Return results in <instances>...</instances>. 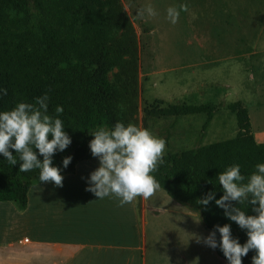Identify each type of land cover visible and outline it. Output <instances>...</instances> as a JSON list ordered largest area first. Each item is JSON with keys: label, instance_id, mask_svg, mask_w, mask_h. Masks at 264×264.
<instances>
[{"label": "trees", "instance_id": "1", "mask_svg": "<svg viewBox=\"0 0 264 264\" xmlns=\"http://www.w3.org/2000/svg\"><path fill=\"white\" fill-rule=\"evenodd\" d=\"M0 89L7 90V95L0 93V112L11 110L18 102L34 103L45 93L49 95L48 115L57 117L55 109L62 106L57 118L72 142L52 158L61 175L72 174L81 161L98 159L91 155L90 133L100 126L112 128L117 122L135 125L134 34L120 1L0 0ZM226 109L235 118L233 138L197 145L179 155L164 154V163L151 174L161 183L160 190L193 212L205 231L228 224L233 238L243 245L246 230L215 205V199L223 195L217 176L234 164L240 165L242 175L249 176L255 165L264 163V143L254 141L242 103L232 102ZM213 111L210 104L170 105L161 113L204 114V130ZM9 151L18 161L10 166L0 155V202L12 203L21 211L28 189L40 183L39 170L19 172L18 155ZM68 156L72 160L64 168L62 161ZM209 192L215 193L214 199L207 206L198 204ZM240 207L246 215H255L251 205ZM219 240L216 232L217 244ZM213 251L229 264L219 247ZM253 255L249 251L242 264H252Z\"/></svg>", "mask_w": 264, "mask_h": 264}, {"label": "rangeland", "instance_id": "2", "mask_svg": "<svg viewBox=\"0 0 264 264\" xmlns=\"http://www.w3.org/2000/svg\"><path fill=\"white\" fill-rule=\"evenodd\" d=\"M119 1L134 34L133 120L166 141L165 154L233 138L235 118L226 106L235 101L247 110L252 135L264 129V0ZM181 5L188 11L173 24L166 10ZM149 6L156 15H149ZM203 104L214 106L204 130V114L161 113L170 105ZM192 213L195 226L179 221L173 241L165 226H152L148 249L170 243L181 264H225L202 239L197 242L209 232Z\"/></svg>", "mask_w": 264, "mask_h": 264}, {"label": "clouds", "instance_id": "3", "mask_svg": "<svg viewBox=\"0 0 264 264\" xmlns=\"http://www.w3.org/2000/svg\"><path fill=\"white\" fill-rule=\"evenodd\" d=\"M166 11L167 18L175 24L180 12L188 8L181 5L179 9L169 7ZM147 12L156 15L151 6ZM0 93L7 95V90L0 89ZM48 100L49 95L45 93L35 98L34 103L18 102L11 110L0 112V155L10 166L15 165L17 156L9 151L13 149L21 162L19 172L39 170L40 182L62 187L64 177L61 169L52 165V158L72 141L64 131L63 121L57 118L63 112L62 106L55 109L57 117L50 116ZM90 134L93 139L89 148L91 155L98 158L99 166L90 173L86 191L98 199L115 197L118 206L123 207L137 197L149 200L161 189V183L151 173L164 163L166 141L163 138L122 122L112 128L100 126ZM37 152L42 160L38 159ZM71 160V156L65 157L63 167L67 168ZM217 180L223 195L215 199V205L224 210L225 217L246 230L247 240L241 245L233 238L230 225L225 224L214 226V231L206 237H198L197 242L202 239L212 249L219 247L229 264H242V257L249 251L255 252L252 264H264V163L255 165V171L247 177L241 174L240 165L234 164L220 172ZM214 196L215 193L209 192L197 203L207 206ZM240 205H251L255 215H246ZM216 232L220 234L219 244Z\"/></svg>", "mask_w": 264, "mask_h": 264}, {"label": "crops", "instance_id": "4", "mask_svg": "<svg viewBox=\"0 0 264 264\" xmlns=\"http://www.w3.org/2000/svg\"><path fill=\"white\" fill-rule=\"evenodd\" d=\"M253 138L264 143V129H256ZM98 166V159L77 163L72 174L62 175V187L32 185L21 211L0 202V264H181L170 243L148 249L147 237L152 226L162 224L173 241L179 221L195 226V214L162 190L123 207L112 196L98 199L86 191Z\"/></svg>", "mask_w": 264, "mask_h": 264}, {"label": "built area", "instance_id": "5", "mask_svg": "<svg viewBox=\"0 0 264 264\" xmlns=\"http://www.w3.org/2000/svg\"><path fill=\"white\" fill-rule=\"evenodd\" d=\"M26 240H24V242H25Z\"/></svg>", "mask_w": 264, "mask_h": 264}]
</instances>
